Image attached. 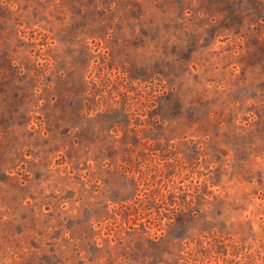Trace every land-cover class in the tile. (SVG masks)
<instances>
[{"label": "rangeland", "instance_id": "1", "mask_svg": "<svg viewBox=\"0 0 264 264\" xmlns=\"http://www.w3.org/2000/svg\"><path fill=\"white\" fill-rule=\"evenodd\" d=\"M0 264H264V0H0Z\"/></svg>", "mask_w": 264, "mask_h": 264}]
</instances>
